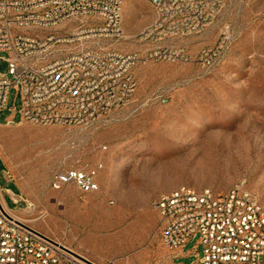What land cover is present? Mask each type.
I'll return each instance as SVG.
<instances>
[{"label": "rangeland", "instance_id": "rangeland-1", "mask_svg": "<svg viewBox=\"0 0 264 264\" xmlns=\"http://www.w3.org/2000/svg\"><path fill=\"white\" fill-rule=\"evenodd\" d=\"M122 2V38L85 47L139 56L133 100L87 128L38 126L19 122L13 88L0 115V187L20 219L94 264H193L197 239L175 259L153 202L181 187L225 193L244 183L264 209V0H227L204 32L165 41L141 39L157 18L147 0ZM79 26L27 30L67 36ZM78 44L56 45L53 59ZM156 48H184L188 61L147 59ZM68 174L89 175L97 189L63 182Z\"/></svg>", "mask_w": 264, "mask_h": 264}, {"label": "built area", "instance_id": "built-area-1", "mask_svg": "<svg viewBox=\"0 0 264 264\" xmlns=\"http://www.w3.org/2000/svg\"><path fill=\"white\" fill-rule=\"evenodd\" d=\"M156 10L154 24L141 39L157 32L158 40L183 39L204 32L222 13L227 0H147ZM122 0H0V115L10 91L22 98L19 122L38 126L87 128L133 100L132 74L138 55L85 47L96 37L123 36ZM97 18L99 25H89ZM80 21L69 35L30 34L27 29L57 28ZM225 40V39H224ZM222 41V43L224 42ZM79 43L78 51L58 59L56 45ZM147 59L187 62L184 48H156ZM13 116L8 123H14ZM86 190L97 189L92 177L64 175ZM13 197V196H12ZM19 204L25 199H15ZM161 220V241L175 259L196 238L193 264H264V209L258 197L238 184L225 193L181 187L153 202ZM0 187V264H94L71 249L20 222L11 213ZM15 213V212H14ZM78 255V256H77Z\"/></svg>", "mask_w": 264, "mask_h": 264}, {"label": "bare ground", "instance_id": "bare-ground-1", "mask_svg": "<svg viewBox=\"0 0 264 264\" xmlns=\"http://www.w3.org/2000/svg\"><path fill=\"white\" fill-rule=\"evenodd\" d=\"M13 215H14V217H16L17 218V220H19L20 222H22V223H25V224H27L26 222H25V220H22V219H20L14 212H11ZM28 225V224H27ZM60 245H63L62 243H59ZM63 246H65V245H63ZM65 247H67V246H65ZM68 248V247H67ZM68 249H70V248H68ZM79 255V254H78Z\"/></svg>", "mask_w": 264, "mask_h": 264}, {"label": "crops", "instance_id": "crops-1", "mask_svg": "<svg viewBox=\"0 0 264 264\" xmlns=\"http://www.w3.org/2000/svg\"><path fill=\"white\" fill-rule=\"evenodd\" d=\"M182 252L179 253V255H181Z\"/></svg>", "mask_w": 264, "mask_h": 264}, {"label": "water", "instance_id": "water-1", "mask_svg": "<svg viewBox=\"0 0 264 264\" xmlns=\"http://www.w3.org/2000/svg\"><path fill=\"white\" fill-rule=\"evenodd\" d=\"M78 256V255H77Z\"/></svg>", "mask_w": 264, "mask_h": 264}]
</instances>
